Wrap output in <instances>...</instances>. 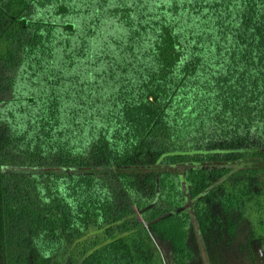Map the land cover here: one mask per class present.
Listing matches in <instances>:
<instances>
[{
    "label": "trees",
    "instance_id": "trees-1",
    "mask_svg": "<svg viewBox=\"0 0 264 264\" xmlns=\"http://www.w3.org/2000/svg\"><path fill=\"white\" fill-rule=\"evenodd\" d=\"M79 238L264 264V0H0V264Z\"/></svg>",
    "mask_w": 264,
    "mask_h": 264
},
{
    "label": "rangeland",
    "instance_id": "rangeland-1",
    "mask_svg": "<svg viewBox=\"0 0 264 264\" xmlns=\"http://www.w3.org/2000/svg\"><path fill=\"white\" fill-rule=\"evenodd\" d=\"M124 223H126V220H124L121 223V225ZM118 225H120V223L116 222V223L110 224L107 227L100 228V229L96 230L95 232L90 233L87 236V238H93L97 235H101L103 232H108V231L110 232V230H114L116 228V226H118ZM83 242H84V239L79 238V239H76L71 245L67 246L66 249L63 251L61 257L58 259V261L55 264H70L71 259L73 257V252Z\"/></svg>",
    "mask_w": 264,
    "mask_h": 264
},
{
    "label": "water",
    "instance_id": "water-1",
    "mask_svg": "<svg viewBox=\"0 0 264 264\" xmlns=\"http://www.w3.org/2000/svg\"><path fill=\"white\" fill-rule=\"evenodd\" d=\"M139 220H136L135 222H138Z\"/></svg>",
    "mask_w": 264,
    "mask_h": 264
},
{
    "label": "flooded vegetation",
    "instance_id": "flooded-vegetation-1",
    "mask_svg": "<svg viewBox=\"0 0 264 264\" xmlns=\"http://www.w3.org/2000/svg\"><path fill=\"white\" fill-rule=\"evenodd\" d=\"M140 216V215H139Z\"/></svg>",
    "mask_w": 264,
    "mask_h": 264
}]
</instances>
